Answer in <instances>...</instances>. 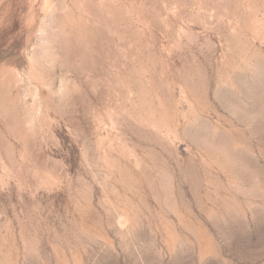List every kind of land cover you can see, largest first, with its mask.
Returning <instances> with one entry per match:
<instances>
[{
    "label": "rangeland",
    "instance_id": "obj_1",
    "mask_svg": "<svg viewBox=\"0 0 264 264\" xmlns=\"http://www.w3.org/2000/svg\"><path fill=\"white\" fill-rule=\"evenodd\" d=\"M0 264H264V0H0Z\"/></svg>",
    "mask_w": 264,
    "mask_h": 264
}]
</instances>
